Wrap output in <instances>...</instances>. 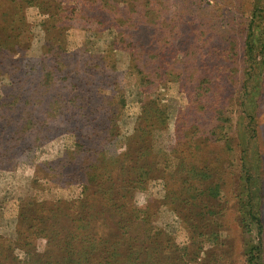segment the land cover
<instances>
[{"label":"rangeland","instance_id":"374dc122","mask_svg":"<svg viewBox=\"0 0 264 264\" xmlns=\"http://www.w3.org/2000/svg\"><path fill=\"white\" fill-rule=\"evenodd\" d=\"M103 1L110 5L103 7ZM131 1H136L141 12L143 7L149 9L157 25L140 22L139 13L130 12V4L122 0H44L41 5L26 2L20 9H9L8 13L0 8V44L5 43L8 49V56L0 57V264H17V260L25 257L24 250L15 244L17 217L22 210L34 215L38 225H55L54 232L59 231L60 236L80 222L82 227L77 225L78 233L88 228L86 232L90 235L103 238L116 232L115 224L111 223L116 218L114 214L80 220L85 215L84 209L81 211L76 202L83 195L82 185L69 180L75 178L71 174L72 165L80 159L67 153L81 137L87 142L93 140L94 134L88 138L85 128V134L80 137L74 122L68 125L62 117L53 118L51 113L59 111L60 103H45L40 98L50 91L42 83L58 81L62 75L57 86L60 89L66 86L70 93L84 96L90 112H99L105 118L111 111L117 113L116 121L112 118V126L107 127L118 125L120 134L115 137L103 126L104 145L100 146L105 161L102 165L111 166L112 177L120 173L114 165L123 163L119 156L126 145L130 151L134 148L144 151L142 148L146 147V143L136 145L129 138L144 103L145 109L157 106L166 115L165 127L154 123L153 136L149 139L153 150L149 157L154 158L156 168L172 163L175 156L188 162L208 163L213 169L208 180L219 184L214 186L218 189V198L212 196L207 202L211 205L209 208L198 202L194 210L201 212L204 207V212H208L202 219L195 214L193 223L187 219L188 208L173 210L164 204L165 185L157 176L160 173H153L157 175L146 180L145 189H137L132 197L124 188L122 191L126 189L127 196L121 195L115 203L140 210L138 221L144 215V220L130 230L132 242L144 239L146 231L153 233L149 232L150 228H154L151 231L161 229L158 232L161 241L179 249L186 246L181 258L183 264H245L241 251L247 238L254 246L259 237L264 241V43L253 50L255 56L251 59L244 45L248 28L244 4L250 0ZM61 12L62 32L53 29L47 42L43 21L53 25L56 19H61L57 16ZM120 33L123 34L120 36ZM57 47L64 49L63 59L56 56ZM0 52L3 53L2 48ZM57 59L66 60L64 66ZM59 67L62 71L58 76ZM245 73L249 77L243 82ZM85 77L92 79L88 85L91 89L81 84ZM203 79L209 80L211 97L200 102L196 95L191 97L193 91L198 92V87H193ZM24 89L39 91V96L30 98L23 108L21 102L28 93ZM240 96L245 100L244 111L238 102ZM80 99L76 97V106L81 105ZM210 100L215 103L212 108L223 111L218 122L217 112L208 106L200 108V103L204 105ZM26 110L30 113L23 118L25 115L21 116V112ZM249 120L257 122L253 130L256 142L249 150V158L256 152L259 159L253 158L260 166V174L263 172L260 234H257L256 220L245 229L238 218L239 204L245 199L239 180L241 140ZM219 122L225 135L223 145L214 138L213 127ZM53 125L59 132L48 134L47 140L34 139L36 134L31 127L50 129ZM87 128L95 132L90 126ZM8 135L16 136L17 140L18 135L25 136L26 140L10 148L14 141H3ZM91 146V141L85 144L89 153ZM101 153L98 152L99 157ZM168 170L170 167L165 171ZM216 232L219 240L210 243L207 235ZM196 240L204 241L199 245L201 250L194 248ZM45 242L46 239L37 240L32 249L47 255ZM54 247L52 253L58 252L60 246ZM194 249L196 262L184 257Z\"/></svg>","mask_w":264,"mask_h":264},{"label":"trees","instance_id":"16d2710c","mask_svg":"<svg viewBox=\"0 0 264 264\" xmlns=\"http://www.w3.org/2000/svg\"><path fill=\"white\" fill-rule=\"evenodd\" d=\"M122 1L130 4V7H132L130 9V12L135 14L139 13L140 22L144 21L147 24H152L153 21L151 18L153 14L149 12V9H145V7H143V4L141 6L144 8V11L141 12L142 10H138L137 6L135 5L136 1ZM26 2L30 5L37 4L39 2L38 4L41 5L43 4L44 0H0V8H4V10H6L8 13L11 11L9 9H20L22 3L25 4ZM130 2H132L133 4H131ZM263 2L264 0H250L244 4L245 11H248V28L247 34H245L244 45H246V49H248L249 57L251 59H254L255 56L253 50L257 49L259 46L262 47V43H264V30H262V25L264 26ZM102 5L103 7H107L110 4L108 1H103ZM2 14L3 11L1 15ZM57 16H61V19L59 21L56 19V21L53 22V25H46V21H43V28L45 30V33L48 34L46 38L47 42L50 41L49 33L53 29L55 32H59L64 26V24H62L64 18L63 13H58ZM153 24L157 25V22H153ZM124 25L125 24L122 23V26ZM213 26L214 25L212 24V27ZM141 32L143 33L142 30ZM121 34L123 33H120V36ZM137 42L140 41L137 40ZM2 44H0V49H3V53L0 52V57L4 58L8 56V49L5 43L4 45ZM4 50L6 51L5 53ZM55 50H57L55 51L56 56L58 55V58L61 56L63 59L65 55L64 49L62 47H57ZM139 51L142 53L141 50ZM141 53L137 55V58H139ZM57 60L59 61L58 64L61 63L60 65L63 64L62 66H64L66 60ZM252 61L253 60H251L250 62ZM61 71L62 67H59L56 75L59 76ZM140 75H143V77L145 76L142 71ZM63 77V75L60 76L58 78V81H45V83L43 82L42 85L45 86V88H48L50 91L47 93V96L40 95V98L45 103H60L59 111L56 110V113L54 111L53 113H51L54 116L53 118L62 117L63 121H66V124L68 123V125L69 122H74V124L79 128L78 131L80 132H78V135L80 137L85 134V128L88 132V138H90L91 133L94 134L93 140H89L92 142V149L90 150V153L89 150L85 148V144H87V142L89 141L85 142L82 137H79L80 139L72 145L73 148L68 149L69 152L67 153L68 155H72L73 157H77L80 159L79 161H75L72 165L74 170L71 172V174H74L75 178H69V180L74 179L82 185L83 195L76 202L77 205H79L81 211L84 209L83 213L85 215L82 216L80 220L83 222L84 219L95 218V216L97 217V215H106V213L114 214L116 218L114 219L112 218V216L110 218H112L113 220L111 221V223L115 224L114 230L116 232L112 234V236L108 235L107 237L98 238L95 237V235H90L91 233L86 232L88 228L84 226L86 229L78 233V227H82V224L80 222V224H77L78 227L76 225L74 229L68 228L65 230L64 234L60 236L58 235L59 231L54 232L55 225H50L47 227L38 225V222L33 217L34 215L30 216L27 210H22L17 217V223L15 227L17 231V237L15 238V244L17 245V247L24 250V256L26 258L23 257L22 260H17V264H176V260H178L177 262H179L180 264H183L184 261L181 260V258L183 257L184 248L186 246L179 249L175 245H172L167 241V243H165L163 240L161 241L158 234V232H161V229L151 231V229L154 228H150L149 232L153 233H148V231H146L144 233L146 235L144 239L135 240L134 242H132L133 238L131 237L130 230L132 227L138 226V224H140L144 220L142 219L144 218V215H142L141 219L138 221V219L140 218V210H136L134 207L128 209L125 207V205H117L114 200H117L121 195L125 197L126 189L127 194L131 195L132 197L137 189H145L147 184L146 180H149L151 179V177H154L158 173H160L157 176L161 177L165 185V193L163 198L164 204L169 205L170 208H173V210L178 209L182 211L188 208L190 211V217L188 216L187 219L190 223H193V221L196 220L193 218L195 214L198 215V219H202L205 213L208 212H204L203 208H209L211 206L209 204L207 205V202H210L212 200V196L216 200L218 198V189H215L214 186L219 187V184L213 183L212 181L208 180L210 177V172H212L213 169L210 168V165L208 163H197L192 161L188 162L185 160H179L175 156L172 163L163 164L164 166L162 168H156V162L154 161V158L149 157L153 151L151 150L152 143L149 139L151 138V136H153L152 126L154 125V123L161 124L162 127H165L166 115L164 109L157 106L149 110L145 109L147 104L144 103L143 109H141L140 112L141 115H139L136 119V122L140 123V125L137 123L138 126L137 124L134 126L132 132L133 136H131V134L129 138L133 139V142L136 145L146 143V147L142 148L144 149V151H141L139 148H134L132 149V151H130V148L128 147L129 145H126L124 149L125 151H123L121 153V156H119L123 163L114 165V167H116V170H119L120 173L117 174V179L115 177H112L111 166L102 165L105 163V161L104 155L103 153H101L100 146L104 145V135L102 136L103 126L108 128L110 130V134L112 133L115 137L120 134L118 130L119 128L117 127L118 125L113 128L107 127L108 125L112 126L111 123H113V119L116 121L117 113L115 111H111L109 113L110 116L108 115L105 118L104 116H100L99 112H90L86 107L87 100L84 96H76L75 94L70 93V88L68 89L66 86L64 87V89H60L57 86L58 82L61 81ZM248 77L249 76L247 75V73H245L243 75V82L248 79ZM85 78L82 79L83 83L81 82V84H83L85 88L91 89L88 87V85L90 84L92 79H89L88 77ZM205 82L206 80L203 79L202 81H200V83L198 82V85L196 87H193V89L198 87V92L194 94L193 91V95L191 98H194V96L196 95V100H199L201 102V100H203L204 98L208 99L211 97V94H209V80L208 82ZM207 84L208 86L206 87ZM240 85L242 84L240 83ZM57 87L59 91H57ZM46 90L47 89H45V92ZM24 91L28 93L21 102L23 104V108L28 105L31 99L39 96V91L30 92L28 89H24ZM76 97H81V99L79 100L81 101L80 106L75 105V102L78 101L76 100ZM238 102L240 106L243 107V109L241 110L244 111L246 108L245 100L240 96L238 98ZM148 104H150V102ZM214 105L215 103H211L210 100L204 105L200 103V108L204 109L206 108L205 106H208L210 107V110L217 112L216 114H218V117H216L215 119H217L218 122L223 115V111L219 107L212 108V106ZM28 113H30V110H26L24 113L21 112V116L25 115L23 117L25 118ZM150 121L153 122L151 123V125L148 124V122ZM141 124H144V127H141ZM247 125L248 127L244 129V131L246 130V132L241 140L244 152H241L240 161L242 170L239 177V180L241 181L240 187H242L245 193V199L239 204L238 218L245 229H249L250 222L256 220L258 227L257 234H260L262 226L260 223L261 219L259 205L261 204V201L263 199V185L261 177V175L263 176V172L260 174V166L258 165L257 160L253 158L255 157L259 159L256 152L252 159L249 158V150H251V146L256 142L253 130L255 128V125H257V122L255 120H249ZM87 126H90L91 130L94 129L95 132L90 131ZM222 128L223 125L219 122L213 127V130L215 140L221 141L223 145V143L225 142V135H222L221 133ZM31 129L36 134V138L34 139H37V141L47 140L49 136L55 134L56 132H59V128L55 125H53V127L50 129L46 127H39V129L31 127ZM114 131L116 135L114 134ZM48 134L49 136H47ZM135 136H137L138 138L135 139ZM15 137L8 135L3 141H14V144L10 145V148H13L12 146H15L16 142L20 140H26L25 136L20 137L18 135V140ZM98 152L101 153L100 157ZM1 162L2 161H0V163ZM169 167L170 170L165 171L166 168ZM153 173L157 174L153 175ZM123 174L126 175V177ZM61 176L62 175L60 174V177ZM124 188L126 189L122 191ZM120 192H123V194ZM117 193L120 194L116 196ZM198 202H202V205L204 204V207H202V211L199 210L201 212L194 210L196 207H198ZM37 206L40 207L38 204ZM70 210H72V208H70ZM32 213H34V210L32 211ZM102 223L104 222L102 221ZM56 236L58 237V239L56 238ZM207 237V240H210V243L213 242L215 244L219 240L217 232L212 234L210 233L207 235ZM39 239H46L45 243L46 247L48 248L47 255L46 252L44 254H40L32 249V245L34 246L35 242H37V240ZM203 242L204 241L196 240V243L193 242V246L195 245L194 248H196V250H201L199 245H202ZM251 242L252 241L247 238L241 251L244 263L264 264L263 238L259 237L257 241H254L256 246H254ZM56 244L60 246L59 251L52 253V248ZM196 250L194 249L190 253H185L184 257H187V260L188 258H190L192 262H196ZM189 254H192L193 256H189ZM43 255H46L45 258H42ZM37 256L40 257L35 259L30 258ZM14 258L16 257L13 256V259Z\"/></svg>","mask_w":264,"mask_h":264}]
</instances>
